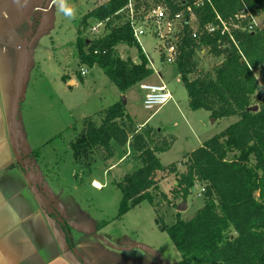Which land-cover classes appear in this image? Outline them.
Masks as SVG:
<instances>
[{
    "label": "trees",
    "instance_id": "16d2710c",
    "mask_svg": "<svg viewBox=\"0 0 264 264\" xmlns=\"http://www.w3.org/2000/svg\"><path fill=\"white\" fill-rule=\"evenodd\" d=\"M128 1L109 0L83 18V24L107 22L103 36L91 41L82 38L83 31L78 30L77 38L80 63L101 69L123 95L154 75L134 38L125 12ZM210 1L196 10L201 28L215 22L216 12L229 19L241 9L240 0ZM244 1L256 4V0ZM186 3L193 0H138L136 10L144 20L154 7L163 6L171 19L186 9ZM261 4L264 6V0ZM174 41L179 52L174 65L187 90L191 111H205L216 121H239L194 151L186 173L177 181L176 197L184 201L201 185L204 206L189 221L178 215L171 227L160 219L157 224L167 230L180 254L177 264H264V103L255 75L264 69V27L254 34L237 33L236 46L219 33H202L195 40L185 23ZM119 46L136 48L140 63L120 58ZM204 49L215 58H224L215 75L198 70V54ZM97 51L101 53L95 54ZM258 105L259 110L254 111ZM100 115L99 124L92 118L86 120L83 134L71 144L76 162L90 166L82 161L84 155L94 153L104 161L123 150L134 153L139 166L116 184L122 194L119 217L142 203L158 207L160 198L167 201L156 182L157 173L168 171L159 155L169 152L176 139H160L158 130L149 125L139 130L122 100ZM51 215L59 218L54 211Z\"/></svg>",
    "mask_w": 264,
    "mask_h": 264
},
{
    "label": "rangeland",
    "instance_id": "374dc122",
    "mask_svg": "<svg viewBox=\"0 0 264 264\" xmlns=\"http://www.w3.org/2000/svg\"><path fill=\"white\" fill-rule=\"evenodd\" d=\"M107 1L57 0V4L51 7L47 11L48 13L45 12L42 27H40L36 35L33 34V31V35L30 36L32 38L35 35L36 41L32 49H30V55L27 56L25 61L24 58L22 59L20 65L24 67L20 66L21 69L19 70L12 68L10 71V80H14L11 90L14 100L17 101V111L15 113L18 117L24 113V109L20 106L25 98L24 88L26 86H30V88L32 86H42L41 92L46 94L48 98L47 108L42 113L47 117L48 129L47 133L42 136L43 138L37 140L35 143L38 147L37 149H39L37 152L40 156L43 153L46 154L56 149L61 159L60 165L63 167L61 176L63 181L68 183V186H64L60 190V200L58 203L64 202L70 214H77L79 222L87 218L79 215V213L88 214L90 222H93L96 227L106 228L109 237L114 239V241L121 239V243L124 244L137 243L155 252V254H152L142 250L130 251L127 256H121V258L126 256L125 259L128 263L137 259L142 260L143 264H177L181 261V256L177 252L167 230L162 229L157 224V219L162 220L166 227H171L176 223L178 215H180L182 220L189 221L204 206V189L201 185H196L191 195L184 201L182 197H176L178 192L177 181L182 174L186 173L189 157L200 148L201 143H203L202 141L207 142L219 135L230 125L239 121V118L216 121L212 119L210 113H206L205 111H190L188 109V93L178 76L176 66L166 65L163 54H161V59L164 62L157 65V67H161L162 70H172L170 73H167L166 77L164 76V80H166L175 100L179 101L180 112L174 111L171 108L174 102L167 104L159 113L146 111L142 105L143 93L139 87L136 86L123 95L101 69L98 67L88 68L82 65L76 51L77 44H75L78 28L83 31L82 38L91 41L100 38L105 33L98 37L92 35L90 29L96 22L92 20L83 24V17L81 16L87 12L90 13L93 7H99ZM260 18L261 25L264 26V12L260 14ZM37 22H39V18H37ZM147 29L155 44L153 45L150 39L143 38L144 51L152 60L158 63L157 52L163 53L164 45L174 42V37L181 31V27L177 26L171 32L166 29L164 24L158 26L149 21ZM165 30L168 34L170 33L168 36L164 34ZM71 44H75L76 46L68 47ZM153 46L157 52L153 51L151 48ZM54 48H59L60 51L63 49V51L55 54L58 56H54ZM27 50L28 46L26 45L23 48V52L27 53ZM117 55L125 61L140 63L139 52L136 48L119 46L117 48ZM74 56L75 58H73ZM222 59L224 58H215L209 49H204L198 54V70L202 74L209 73L215 75L223 63ZM56 60L70 61L67 65V72L71 75L72 79L76 80V85L70 86L67 84L68 81L58 79L63 64L59 65V63H56ZM148 65H150L149 62ZM39 66H41V69ZM82 68L88 71V75L85 77L81 76ZM40 70L46 73L47 80L51 82V85L55 89L54 92L58 96L50 90L45 80L37 85V78L41 75ZM259 71V73L257 72L259 78L260 76L264 78V69H260ZM152 82L156 83L154 85L160 84L157 81H150L149 83L153 84ZM58 83L61 85L56 86ZM3 85L5 87L8 86V82L6 81V84L3 83ZM31 94H33V91H31ZM123 98L127 101V113L138 124H142L149 119L147 125L158 130V137L160 139L170 141L173 138L176 139V142L169 152L159 155L161 163L165 167L167 166L168 172L165 171L157 174V180L162 183L160 191L168 197V200L164 201L160 198L157 201L158 207H153L147 202L142 203L119 217L122 194L111 181L116 180L117 184L121 182L124 175L131 174L136 170L139 162L136 160L134 153H131L129 149L123 150L109 161H104L101 156L95 153L84 155L82 162L86 164L94 163L91 166L92 169L79 166L77 175L73 178L68 171L75 163L72 148L70 149L74 131L77 137L82 135V131L87 125L86 120L89 118L94 119L99 124L101 120L100 114L121 100L123 101ZM24 115L30 116L31 112L25 111ZM84 119L85 121L83 122ZM56 134L63 136L62 142L58 139V143L50 145L56 141ZM51 138L53 139L50 140ZM48 141L50 144H46ZM48 155L47 158H49ZM34 159L26 157L21 160L26 169L32 172L35 180L40 181L41 176L36 168V159ZM104 163L113 167V179L105 174L106 165ZM53 169L57 173L60 172L57 166H54ZM167 176L169 180L164 182ZM93 179L98 180L106 187L97 189L92 185ZM39 184L41 185V182ZM183 203L186 205V210L179 212V206ZM53 211L55 212L56 210L54 209ZM66 225L65 223L64 227ZM111 256L116 258L118 255H109V257Z\"/></svg>",
    "mask_w": 264,
    "mask_h": 264
},
{
    "label": "crops",
    "instance_id": "0c3cea01",
    "mask_svg": "<svg viewBox=\"0 0 264 264\" xmlns=\"http://www.w3.org/2000/svg\"><path fill=\"white\" fill-rule=\"evenodd\" d=\"M56 1L0 0V264H143L142 260L137 259L128 263L125 257L133 250H142L155 254L153 250L137 243H121V239L114 241V239L109 237L106 228L96 227L93 222H90L88 214L79 213V215L87 217L85 220L81 218L82 222H79L77 214H70L64 202L58 203L60 190L64 186H68V183L64 182L61 176V172H63V167L60 165L61 159L56 149H54L55 152L50 151L38 156L37 151L39 149H37L38 147L35 143L43 138L42 136L47 133L48 129L47 117L42 114L47 108L48 98L46 94L41 92L42 86H32V88L26 86L24 88L25 98L22 104H19L24 109V113L20 117L15 113L17 111V101L14 100L11 90L14 80H10V71L12 68L19 70L23 66L20 65L22 59L24 58L25 61L27 56L30 55V49H32L36 41L35 35L44 23L45 12L48 13L47 11L57 4ZM96 7H93L91 12ZM87 14L89 13L87 12L81 17L84 18ZM37 18H39L38 23H36ZM78 30L76 38H78ZM32 32L35 35L30 38L33 35ZM164 34L168 36L170 33L168 34L165 30ZM143 38L154 41L149 34ZM75 44H77V39ZM75 44L67 46L73 47ZM26 45L28 50L27 53H24L23 48ZM151 48L154 52L156 51L154 46ZM54 51V56H58L55 54L61 53L63 49L60 51L59 48H54ZM76 51L79 55L78 47ZM161 56L158 51V63L153 60L156 67L164 62ZM221 61H224V59ZM68 62L70 61L56 60L59 65L63 64L58 79L68 81V85L74 86L76 85V80L72 79L67 72ZM39 68L41 69V66ZM160 69L161 67L158 68L159 78L153 75L143 83L157 81V83H165L167 85L164 78L172 70ZM40 72L41 75L37 78V85L45 80L50 90L54 92L55 89L51 82L47 80L46 73L43 70H40ZM257 72L259 73L260 71H255L256 77H259ZM6 81L8 86L5 87L3 83L6 84ZM143 83L138 84L137 87L140 88ZM152 83L156 84L155 82ZM60 85V83L56 84V86ZM31 91H33V94H31ZM54 94L58 96L57 93L54 92ZM172 102L174 104L171 108L180 112L179 101L175 100L174 95ZM25 111H30L31 115L25 116ZM157 112H161V109ZM133 121L141 130L148 124L149 119L142 124H138L134 119ZM76 138L77 134L75 135L74 131L71 144ZM58 139L62 142L63 136L56 134V141L53 144L48 141L46 144L54 145L58 143ZM202 142L201 144L203 145L205 142ZM47 155L49 158H47ZM26 157L36 159V168L41 176L40 181L35 180L32 172L23 165L21 159ZM73 160L75 163L68 171L72 178L76 177L79 166L91 170V166L94 164L85 166L77 163L74 153ZM104 164L106 165L105 174L113 179V167L107 163ZM54 166H57L59 173L53 169ZM168 180L167 176L164 182ZM115 181H111L114 186L116 185ZM39 182H41V185ZM156 182L159 187L162 185L157 180V176ZM97 183L99 186H96ZM92 185L97 189L106 187L96 179L92 180ZM51 207L59 215L58 219L51 215V211L54 210ZM65 223L68 225H66V228H69L68 231L64 227ZM109 255L118 256L113 258L112 256L109 257ZM122 255L126 256L121 258Z\"/></svg>",
    "mask_w": 264,
    "mask_h": 264
},
{
    "label": "built area",
    "instance_id": "2783aa9c",
    "mask_svg": "<svg viewBox=\"0 0 264 264\" xmlns=\"http://www.w3.org/2000/svg\"><path fill=\"white\" fill-rule=\"evenodd\" d=\"M138 0H129L128 5L125 8L130 25L133 29L134 38L139 46L144 51L143 37L149 34L147 29L148 22H153L158 26L165 25L168 31L173 30L180 26L181 28L185 23L190 25L192 30V38L199 39L202 33L209 35L220 34L221 37L228 38L236 46L237 33L240 34H254L264 26L261 25L260 14L264 12V6L261 4V0H256L254 6H250L244 0L241 1V9L233 17L224 19L220 14L216 12V20L214 23H209L203 28L199 25V20L196 15V10L205 7L206 3H210V0H193V3L185 4V10L177 13L173 18H168V11L163 6L154 7L144 20L139 19V15L136 10V4ZM107 22H97L91 27L90 32L92 35L98 37L105 33ZM161 35V34H160ZM97 51L95 54H100ZM163 53H165V62L167 65H174L179 52L174 42H170L163 47ZM106 54V51L103 52ZM150 65L148 68L154 72V75L159 77V70L157 69L153 60L145 53ZM88 75V71L85 68L81 69V76ZM262 91V102L264 103V78L256 77ZM143 92L142 105L146 111H155L162 109L167 104L173 101V94L165 83L154 85L150 83H143L140 85Z\"/></svg>",
    "mask_w": 264,
    "mask_h": 264
},
{
    "label": "water",
    "instance_id": "95a60500",
    "mask_svg": "<svg viewBox=\"0 0 264 264\" xmlns=\"http://www.w3.org/2000/svg\"><path fill=\"white\" fill-rule=\"evenodd\" d=\"M123 103H124V105L127 104V101H126L125 98H123ZM253 110H254V111H258L259 108H258V107H254ZM134 191L136 192V190H134ZM178 210H179V212H182V211L186 210V205H185L184 203L181 204V205L179 206V209H178Z\"/></svg>",
    "mask_w": 264,
    "mask_h": 264
},
{
    "label": "bare ground",
    "instance_id": "6f19581e",
    "mask_svg": "<svg viewBox=\"0 0 264 264\" xmlns=\"http://www.w3.org/2000/svg\"><path fill=\"white\" fill-rule=\"evenodd\" d=\"M96 186H99V185H98V183H97V185H96Z\"/></svg>",
    "mask_w": 264,
    "mask_h": 264
}]
</instances>
